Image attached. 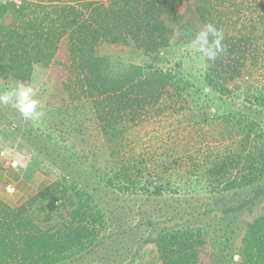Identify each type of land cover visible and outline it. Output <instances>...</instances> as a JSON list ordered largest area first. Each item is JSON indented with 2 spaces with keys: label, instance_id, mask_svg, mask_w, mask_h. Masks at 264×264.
Listing matches in <instances>:
<instances>
[{
  "label": "trees",
  "instance_id": "obj_1",
  "mask_svg": "<svg viewBox=\"0 0 264 264\" xmlns=\"http://www.w3.org/2000/svg\"><path fill=\"white\" fill-rule=\"evenodd\" d=\"M245 2L24 0L17 5L0 0V78L13 87L29 83L36 64L51 67L60 78L62 106L49 110L58 111L57 119L67 118L53 124L63 130L48 135L54 147L45 156L60 174L18 205L0 195V264H82L89 255L100 259L95 264H112L116 252L100 253L106 236L122 255L113 235L104 234L108 213L98 185L92 187L94 178L106 194H143L149 203L137 215L136 249L125 245L129 264L143 246L161 264H224L223 251L232 256L237 239L238 264H264V81L254 86L246 80L250 66L262 62L264 67V0H249V7ZM189 11L201 28L211 22L223 32L224 51L214 62L205 58L196 80L159 65ZM103 43L141 50L150 61L123 65L96 53ZM167 112L184 115L192 125H208L216 132L212 146L173 159L167 153L127 155L128 131ZM7 115L0 111V121L21 130ZM89 119L117 157L109 165L75 146L67 147L68 153L60 150L67 136L83 138ZM180 191L184 197H175ZM199 194L203 197L196 199ZM38 203L41 218L33 214ZM229 212L236 217L227 218ZM207 217L218 227L206 224ZM236 219L242 233L231 237L223 223L230 226ZM123 229L115 237H125Z\"/></svg>",
  "mask_w": 264,
  "mask_h": 264
},
{
  "label": "rangeland",
  "instance_id": "obj_2",
  "mask_svg": "<svg viewBox=\"0 0 264 264\" xmlns=\"http://www.w3.org/2000/svg\"><path fill=\"white\" fill-rule=\"evenodd\" d=\"M2 1L7 2L10 0ZM246 1L247 2H245L244 5L249 7V0ZM254 5L255 3L252 2L251 6ZM251 9L254 10L255 8L251 7ZM201 29L196 14L189 11L185 19L179 25L177 33L171 41V46L165 60L159 62V65L164 68L172 69L174 72L184 76V78L198 79L200 70H203L205 66V57L194 49L192 42ZM96 53L109 56L113 61L121 62L123 65H129L130 63L144 64L145 62L150 61V58L141 50H136L133 47L117 48L109 43L101 44L97 48ZM250 68H252V72L249 75L250 78L246 79L247 82L254 86L263 83L264 67L262 62L259 65L254 66V68L252 66H250ZM8 82V80L6 81L5 79L0 78V91L12 87ZM29 83L37 88L38 95L36 98L40 102V110L44 113L40 120H42L41 122L46 123L47 126L39 123V121L34 122L25 120L15 108L10 105L0 104V111H7V116L12 122L21 126V130H14L8 126L7 122L0 121V148L5 149V154H7V160L9 162L14 158H17L19 162H21L22 159L27 165L26 168L30 174L33 171H37L41 175H45L46 178L48 177L50 182H52L60 174L61 170L54 167L48 159H45V156L49 157L48 150L46 149L54 147L52 141H48V135H51L53 138L59 130H63L62 125L55 126L53 125L54 123L58 120H60V122L67 120L64 116L57 119L55 116L58 111L49 110H53V107L62 106L59 105L62 103V99H60V93L57 92L60 78L51 67L38 63L34 66L33 74ZM241 90L242 92L245 90L244 85H242ZM244 97L245 96L243 95L237 103H241L244 100ZM246 103L249 104L248 102ZM169 113L171 112H167L164 116L148 119L137 126L132 127L127 133V155H129L130 152L146 154L155 152L158 157L161 156L162 153H167L168 155L173 154V159V157L177 158V156L183 153H190L193 155L197 153L202 154L209 146H212L214 142L213 138L216 137V132L212 131L208 125L205 124L202 127L192 125L188 123L186 119H183V117H185L184 115L180 113L170 115ZM48 124H51L49 132L47 129ZM83 128V138L75 134L74 136H67L64 139L65 141L60 148L62 152L68 153L66 152L67 147L75 146V150L82 155L84 154L93 157V155L96 154L97 161L102 166L108 164L109 161L113 162L114 160H117V157L110 153L111 144L104 142L103 135L98 131L97 124L94 120L89 119ZM3 151L4 150H1V152ZM162 158H166V155L162 156ZM168 164H170V162ZM168 173L170 174V172ZM173 173L174 172H171V175H173ZM177 178L182 179L183 181V176L178 175ZM92 182V187L98 185L97 187L100 190H98L97 196L102 197L103 207L108 213L107 225L109 228H106L104 234L113 235L112 237L115 239L114 246L119 248L123 254L120 255V253L110 247L109 241L111 239H109L108 236L103 238L104 243L100 246L101 249L99 248L100 253L105 254L107 250L111 251L112 254L116 252V255L114 256L115 260L112 261V264H129L132 256H130V251L127 252L125 245L127 244L130 246L129 250L136 249V240H138L139 229H141L135 226V224L140 221L137 215L140 213L139 209H148L149 203L143 201L145 197H143V194H124L113 191L106 194L102 185L95 184V178ZM14 192L15 188L13 192H9L8 189H6L5 191H1L0 195H3L11 204L18 205L15 204V201L11 198L13 197ZM184 195V192L180 191L176 193L175 197H184ZM186 197L189 198L187 195ZM199 197H203V194L197 195L196 199ZM227 198L229 197L227 196ZM202 200L205 202L204 198H202ZM220 203L221 202H219L218 205L223 206ZM229 203L232 204L233 201H230ZM41 204L42 203H38L33 207V214L40 218L41 215H44V211L40 208ZM162 206L164 210L171 208H168L167 204H162ZM132 209L133 211L131 212ZM232 213L229 212L227 218L236 217L233 216ZM159 214L161 215V213ZM54 215L55 217L50 223L56 221L57 213H54ZM154 218H157V216L155 215ZM214 222L215 220L207 217L206 224H210L211 227H218L213 225ZM228 223L231 222H228L227 220L223 223V230H225L231 237L241 236L242 230L237 227L238 224H241V221L236 219L235 222L230 224V226H227ZM122 224L125 225L124 229L121 227ZM122 229L124 230V233H126V236L123 237L122 235H116L115 237V233H120ZM232 241H234V238ZM236 241L237 245L235 244V247L232 244L231 253L233 257L238 255L236 249L238 248L240 239H237ZM139 251L140 253L136 256L134 264H161L156 253L147 246H143ZM223 255L224 264H238L237 260H233L232 256L227 251H223ZM97 260L100 259L95 260V255L92 259L89 255L86 259L84 258L83 263L95 264Z\"/></svg>",
  "mask_w": 264,
  "mask_h": 264
},
{
  "label": "clouds",
  "instance_id": "obj_3",
  "mask_svg": "<svg viewBox=\"0 0 264 264\" xmlns=\"http://www.w3.org/2000/svg\"><path fill=\"white\" fill-rule=\"evenodd\" d=\"M223 32L213 23H206L192 42L194 49L208 61L214 62L224 51L222 46ZM37 88L30 83L18 82L15 86L0 91V104L15 108L25 120L39 121L44 113L40 110V102L36 98ZM239 257L234 256L233 260Z\"/></svg>",
  "mask_w": 264,
  "mask_h": 264
},
{
  "label": "crops",
  "instance_id": "obj_4",
  "mask_svg": "<svg viewBox=\"0 0 264 264\" xmlns=\"http://www.w3.org/2000/svg\"><path fill=\"white\" fill-rule=\"evenodd\" d=\"M1 150L4 151L1 152ZM0 152V192L5 191L8 186H13L15 192L11 198L15 204L26 201L50 183L48 177L46 178L37 171L30 174L22 159L19 167L10 165L5 149L0 148Z\"/></svg>",
  "mask_w": 264,
  "mask_h": 264
},
{
  "label": "built area",
  "instance_id": "obj_5",
  "mask_svg": "<svg viewBox=\"0 0 264 264\" xmlns=\"http://www.w3.org/2000/svg\"><path fill=\"white\" fill-rule=\"evenodd\" d=\"M13 1L15 4L20 5L24 0H10ZM20 164L19 160L17 158L12 159V161H10V165L14 166V167H18ZM9 192H13L14 191V187L13 186H8L7 187Z\"/></svg>",
  "mask_w": 264,
  "mask_h": 264
}]
</instances>
